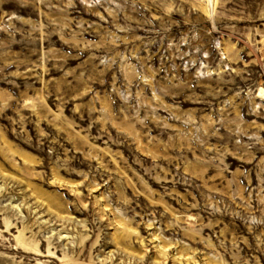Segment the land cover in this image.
<instances>
[{
  "label": "rangeland",
  "instance_id": "obj_1",
  "mask_svg": "<svg viewBox=\"0 0 264 264\" xmlns=\"http://www.w3.org/2000/svg\"><path fill=\"white\" fill-rule=\"evenodd\" d=\"M0 264H264V0H0Z\"/></svg>",
  "mask_w": 264,
  "mask_h": 264
}]
</instances>
